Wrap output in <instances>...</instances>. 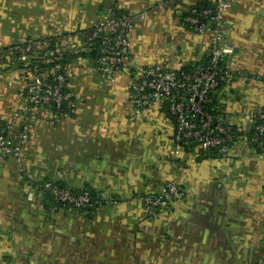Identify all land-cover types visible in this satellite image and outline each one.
Segmentation results:
<instances>
[{
	"label": "crops",
	"instance_id": "crops-1",
	"mask_svg": "<svg viewBox=\"0 0 264 264\" xmlns=\"http://www.w3.org/2000/svg\"><path fill=\"white\" fill-rule=\"evenodd\" d=\"M213 0H0V125L14 143L27 128L20 160L0 158V264H261L264 255V150L252 141L251 114L264 107V0H230L225 40L227 82L215 92L224 121L239 137L232 153L175 156L174 120L157 106L130 119V79L139 68H197L210 37L183 21ZM126 65L111 77L94 59L75 61V109L30 111L16 49L28 41L82 33L109 17L137 15ZM52 181L98 197L74 211L43 190ZM184 199L166 213L143 201L171 182Z\"/></svg>",
	"mask_w": 264,
	"mask_h": 264
},
{
	"label": "built area",
	"instance_id": "built-area-1",
	"mask_svg": "<svg viewBox=\"0 0 264 264\" xmlns=\"http://www.w3.org/2000/svg\"><path fill=\"white\" fill-rule=\"evenodd\" d=\"M212 8L198 12L192 10L183 17L184 23L197 34L210 37L209 61L206 66L197 69L193 74L179 73L172 64H160L139 68L130 79L128 86L127 107L131 120L146 109L157 106L166 109L175 122L173 140L175 156L188 150H197L200 154L218 151L224 157L232 153V148L239 137V129L235 123L215 120L207 108L211 103L210 94L216 90L220 82H227V75L221 64L232 55L234 49L225 40L226 15L231 10L230 0H213ZM146 18V11L137 14H124L109 17L97 22L91 30L82 33L83 43L73 49L65 37L58 36L54 49L44 41H28L16 49L19 65L18 76L26 89L30 111L38 108L55 107L58 111L66 106L75 109L76 103L69 90V83L56 65L44 70L41 65L53 62L54 56L62 60L64 52L86 53L96 52L97 72L104 77H111L126 65L131 48L130 34L137 22ZM4 58L0 52V61ZM77 59L76 61H81ZM70 69V68H69ZM69 69L67 74H69ZM53 77L52 81H48ZM54 116H60L54 112ZM253 121L252 141L259 151L264 150V107L251 114ZM29 144L27 128L20 131L17 141L9 140L0 125V158L12 157L20 160ZM56 202L69 206L72 210L91 209L95 203L88 192L74 194L71 189L51 181L43 184ZM184 199V190L180 182L174 181L158 193L143 198L145 206L154 213H166ZM261 264H264V255Z\"/></svg>",
	"mask_w": 264,
	"mask_h": 264
},
{
	"label": "trees",
	"instance_id": "trees-1",
	"mask_svg": "<svg viewBox=\"0 0 264 264\" xmlns=\"http://www.w3.org/2000/svg\"><path fill=\"white\" fill-rule=\"evenodd\" d=\"M212 2H203V3H198V4H195L194 6H192L191 8H189L187 10V12L184 14V18L190 14V12L192 10H197L198 12H200L201 10L203 9H206V8H212ZM125 14V13H124ZM122 14V15H124ZM120 15V16H122ZM190 28V27H189ZM191 29V28H190ZM87 32V31H85ZM83 32V33H85ZM68 35L66 34H63L61 35V37H67ZM44 42H49V44H51V49H54V46L57 42V37H51V38H48L46 39ZM0 52H2V50H0ZM91 58V59H97V54L96 52H91L90 54H86V53H74V52H64V55L62 56V60H57V56H54V60L53 62H46L44 64L41 65V68L44 69V70H48V69H52L54 68L56 65H60L61 68L59 70H57V74H62L66 77L67 79V84L69 83V78H68V75L67 74V71L68 69L70 68V66L77 60V59H85V58ZM208 61H209V57L207 58V60L200 66H198L197 68H190V67H182L180 72H183L185 74H193L197 69H200L201 67L203 66H206L208 64ZM124 67V66H123ZM123 67H120L121 69ZM220 68H223L225 69V64H221L220 65ZM53 80V77H50L48 79V81H52ZM225 84V82H220L219 83V86L216 88V90H214L211 94H210V98H211V103L209 104V106L207 107L210 112L212 113L213 117L215 120H220V121H224V118L223 116L220 114V111H219V108L217 107V102H216V97H215V92L220 89L223 85ZM53 112H58L60 115L64 114L66 112L67 107L64 106L62 107L59 111L53 107L52 108ZM162 112H164V114L170 118V115L167 113L166 109H162ZM172 119V118H170ZM173 120V119H172ZM259 151V150H258ZM261 152V151H260ZM262 153V152H261ZM206 158H211V159H219V158H224V154L223 153H220L218 151H210L208 152L206 155ZM52 182V181H51ZM54 183H57V182H54ZM60 184V183H58ZM61 185V184H60ZM65 187V186H64ZM68 188V187H67ZM70 189V188H69ZM72 192L74 194H80V193H83V192H88L92 198V202H94L95 204L97 203L98 201V197H97V194L93 191H91L89 188H86L84 190H81V191H77V190H72ZM51 196V195H50ZM61 205H64L66 206L67 208H69V206L65 205V204H61ZM94 208V207H93ZM91 208V209H93ZM74 210V209H73ZM89 210L88 208H84V209H80V210H74V211H78V212H85Z\"/></svg>",
	"mask_w": 264,
	"mask_h": 264
}]
</instances>
